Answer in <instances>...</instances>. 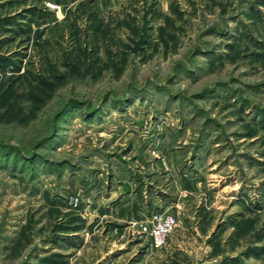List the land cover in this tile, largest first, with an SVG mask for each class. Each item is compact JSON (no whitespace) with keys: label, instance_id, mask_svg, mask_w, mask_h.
Masks as SVG:
<instances>
[{"label":"rangeland","instance_id":"obj_1","mask_svg":"<svg viewBox=\"0 0 264 264\" xmlns=\"http://www.w3.org/2000/svg\"><path fill=\"white\" fill-rule=\"evenodd\" d=\"M0 264H264V0H0Z\"/></svg>","mask_w":264,"mask_h":264},{"label":"built area","instance_id":"obj_2","mask_svg":"<svg viewBox=\"0 0 264 264\" xmlns=\"http://www.w3.org/2000/svg\"><path fill=\"white\" fill-rule=\"evenodd\" d=\"M177 225V216L166 211L151 212L149 215L129 223L133 231L149 238L151 246L155 249L166 245L169 235Z\"/></svg>","mask_w":264,"mask_h":264},{"label":"crops","instance_id":"obj_3","mask_svg":"<svg viewBox=\"0 0 264 264\" xmlns=\"http://www.w3.org/2000/svg\"><path fill=\"white\" fill-rule=\"evenodd\" d=\"M160 167H162L161 168V170L158 168V166H147V168L150 170V173H157V174H162L161 172H164L165 173V175L164 176H167V175H173V173H172V171H175V166H160ZM138 168L139 169H142V168H145L144 166H138ZM184 176V175H183ZM183 176L181 177V176H179L178 178H177V180H178V182H179V190H180V188H181V194L182 195H184L185 193H188L189 191H187L186 189H188V187H190L192 184H189L187 181H186V179H188V180H190V178H183ZM123 183V185H122V187H124L126 184H128L126 181H123L122 182ZM122 187H120V188H122ZM160 187V185H158L157 183H156V186H155V188H159ZM186 187V188H185ZM156 193L158 192L157 190L155 191ZM159 192H161V193H163V194H166L165 193V191L164 190H159ZM118 193H120V195H121V192H118ZM119 196V195H118ZM161 196V195H160ZM160 196H156L155 198L154 197H152L151 199H152V201H153V203H156V201L157 200H154V199H159V201H161V203H162V207H163V205H164V209L166 210V208H167V206L165 205L166 204V201H165V198H163V197H160ZM123 197H125V195H123L120 199L118 198V200L120 201V200H122V198ZM160 197V198H159ZM126 199H128V198H126L125 197V200ZM155 201V202H154ZM134 200H130V201H127V202H125V206H127L128 205V208L132 211L133 210V208H134ZM119 205H120V203H119ZM177 207H178V205H176ZM127 209L125 210V213H127ZM136 213L137 214H139V215H143L142 214V212L140 213L138 210H136Z\"/></svg>","mask_w":264,"mask_h":264}]
</instances>
